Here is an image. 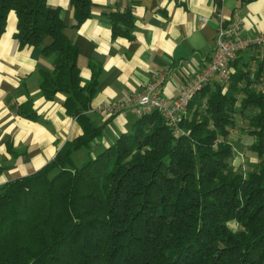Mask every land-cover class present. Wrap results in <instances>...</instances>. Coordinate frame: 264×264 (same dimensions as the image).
Wrapping results in <instances>:
<instances>
[{"label": "trees", "instance_id": "trees-1", "mask_svg": "<svg viewBox=\"0 0 264 264\" xmlns=\"http://www.w3.org/2000/svg\"><path fill=\"white\" fill-rule=\"evenodd\" d=\"M69 6L72 28L92 15L91 0ZM10 12L18 48L52 57L51 70L40 71V93L64 94L82 133L40 169L0 187V264H264V93L252 87L261 65L251 72L237 55L228 83H207L193 96L179 132L152 110L76 166L71 154L102 131L87 115L101 69L89 63L82 84L77 46L48 0H0V36ZM106 17L113 37L132 38L129 10ZM25 107L18 112L34 119ZM237 127L251 139L250 162L233 151ZM235 154L244 155L236 167Z\"/></svg>", "mask_w": 264, "mask_h": 264}, {"label": "crops", "instance_id": "crops-1", "mask_svg": "<svg viewBox=\"0 0 264 264\" xmlns=\"http://www.w3.org/2000/svg\"><path fill=\"white\" fill-rule=\"evenodd\" d=\"M91 1V17L72 28L69 0H48L51 7L60 8L64 34L77 46L76 65L82 84L91 78L89 63L101 69L87 115L102 131L88 147L81 148L90 155V151L103 150L129 132L136 118L128 108L109 112L106 105L124 103L127 107L155 81L161 85L162 96L172 100L180 87L204 67L213 51L218 11L228 23L240 21L241 34L264 32V0ZM125 10L133 17L131 39L113 37L106 17L107 13ZM15 30L16 17L10 12L0 36V187L40 169L66 142L82 133L63 106L64 94L56 93L47 100L40 93V71L51 70L52 57L44 56L40 47L18 48ZM238 55L251 72L261 65L252 87L264 93V50L252 47ZM218 80L215 77L209 83ZM26 103L30 109L25 107L24 111H33L34 119L18 112ZM81 149L71 154L72 160ZM239 163L235 154L231 164L236 167Z\"/></svg>", "mask_w": 264, "mask_h": 264}, {"label": "built area", "instance_id": "built-area-1", "mask_svg": "<svg viewBox=\"0 0 264 264\" xmlns=\"http://www.w3.org/2000/svg\"><path fill=\"white\" fill-rule=\"evenodd\" d=\"M264 50V32L254 34H241V22H226L220 11L216 13V32L213 51L209 61L196 73L193 78L180 87L177 96L167 100L161 94L159 81L151 82L143 91L133 98L127 107L124 103L106 105L109 112L120 111L128 108L136 117L152 110L160 111L167 124L179 132L176 123L179 116L185 111L193 96L207 83L217 77L223 84L228 83L230 64L238 53L248 48ZM240 156V162L243 157Z\"/></svg>", "mask_w": 264, "mask_h": 264}, {"label": "rangeland", "instance_id": "rangeland-1", "mask_svg": "<svg viewBox=\"0 0 264 264\" xmlns=\"http://www.w3.org/2000/svg\"><path fill=\"white\" fill-rule=\"evenodd\" d=\"M244 124L245 123H243L242 121H240L239 123H238V127H243L244 126ZM238 127L237 128H235V129H233L232 131H230L231 132V141H234L237 145H238V147H239V149H236L235 148V145H234V148H235V150H236V152L237 151H242V152H245V154H246V157H245V160H247L248 162H250L252 159H253V157L252 156H250L248 153H247V151H246V149L244 148L245 147V145L246 144H248V142H250V138L248 137H246V135H242L241 137H240V133H239V130H238ZM240 137V141L238 140V138ZM240 142L242 143V145L240 144ZM237 147V146H236ZM100 151H102V149H96V150H94V151H90L91 153H93V155H90L88 152V150H85V149H81L80 150V152H79V154H76V156H73V162H74V164L76 165V166H79V165H81L84 161H86L88 158H91V157H94L96 154H98ZM89 155H88V154ZM236 157H238V160L240 159V156L239 155H237L236 154ZM243 158H244V155L242 156ZM244 160V159H243ZM231 227H234V224H231Z\"/></svg>", "mask_w": 264, "mask_h": 264}]
</instances>
